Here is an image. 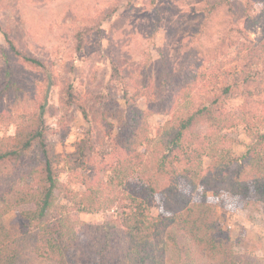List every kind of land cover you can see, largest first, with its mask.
<instances>
[{
	"label": "trees",
	"instance_id": "1",
	"mask_svg": "<svg viewBox=\"0 0 264 264\" xmlns=\"http://www.w3.org/2000/svg\"><path fill=\"white\" fill-rule=\"evenodd\" d=\"M126 1L129 5L134 2ZM114 7L113 12L107 13L105 18L117 12L118 8ZM203 10L205 24L219 12L230 18L228 23L233 37L223 39L218 50L219 53L229 50L233 58L218 60L214 57L192 74V78L185 84H181L177 76L174 78L177 82L174 81L175 73L170 72L171 84L176 88V99L185 97V85L191 80L196 82V79H202L211 84L223 79L227 84L221 87L220 92L206 93L214 94L212 101L204 103L174 123L178 112L173 109L180 103L175 98L173 103V99L158 97L152 86L151 60L149 65L144 66L149 72L141 73L136 78L124 75L115 62L112 77L121 85L125 107L121 116V131L114 137L115 144L110 151L95 148L90 129L76 144L73 153L65 156L54 153L48 142L49 128L45 121L51 89H59V104L66 111L67 117L70 110H79L89 121L85 98L80 97L72 83L56 73L54 65L51 67L40 58L32 56L27 50L21 49L9 34H4L7 47L0 50V132L2 128L14 126L15 133L0 135V264H17L20 255L3 218L12 210L30 204L35 209L25 211L23 215L29 222L37 221L42 230L36 253L44 260L67 264V253L77 247L85 258L87 255L92 256L91 260L87 259L90 264H165L171 247H175V250L190 258L196 249L215 264L256 263L254 259H246L226 246L220 237L216 206L206 195L187 201L178 191V177L188 179L195 189L196 180L212 173L216 177L220 176L225 168L238 164L236 171H232L233 189L241 201L249 197L257 198L264 210V132L258 131L253 135L254 142L245 156L232 158L230 151L220 150L223 139L220 133L234 126L230 115L222 110L224 99L241 97L246 103H251L255 98L264 97V29L256 40L247 39V31L253 23H260L264 27L260 22L262 15L256 18L249 9H240L236 0H208ZM101 24L102 21L91 27L89 34L93 32L94 36H99ZM242 24H245L244 28H241ZM85 40L83 37L79 50L84 48ZM17 65L38 69L41 80L29 86L13 70ZM160 69L166 76H170L166 60L161 61ZM140 97L146 99V109L137 107ZM156 114H169L171 121L157 131V138H152L149 119ZM247 116L246 120H242L246 125L264 126V116H257L256 113ZM61 121L66 122L64 118ZM201 123L208 125L209 130L191 150L194 137L191 135L188 138V133ZM66 135L67 129L63 137ZM111 135L112 131L108 130L106 136ZM158 141L165 152L161 157L162 164L155 172L161 176L144 172L148 168L140 151L141 147ZM180 151H183L181 158L178 157ZM94 152L99 156L102 169L110 175L106 182L90 170ZM205 156L210 158L212 166L206 175L201 176ZM182 162L186 168L179 170L177 166ZM27 165V170L23 171ZM62 165L80 179L84 191H76L72 184L61 181L59 167ZM215 166H218L217 171ZM166 168L171 172V180L168 182L163 180ZM135 173H143L151 193L158 195L163 194V191L168 192L166 190H170V195L174 193L175 204L180 207L178 213L171 217L150 219L143 201L134 199V210L124 219L122 234L117 233L115 226L107 229L103 225H90L75 218L73 220L70 212L97 211L101 198L105 194L114 193L118 186H122ZM57 191L71 204L70 207L58 202ZM168 225L170 228L164 234V248L158 253L154 249V240L159 238L161 229ZM81 233L86 242L82 241Z\"/></svg>",
	"mask_w": 264,
	"mask_h": 264
},
{
	"label": "rangeland",
	"instance_id": "2",
	"mask_svg": "<svg viewBox=\"0 0 264 264\" xmlns=\"http://www.w3.org/2000/svg\"><path fill=\"white\" fill-rule=\"evenodd\" d=\"M206 1L208 0H134L129 5L126 0H0V50L7 47L4 37L7 33L16 40L21 49L27 50L29 54L40 58L51 67L54 65L56 73L72 83L80 97L85 98L89 121L79 110H70L67 117L66 111L59 104V89H51L45 121L49 128L48 142L54 153L62 156L73 153L76 144L90 129L96 149L110 151L113 148L114 137L119 135L122 128L121 116L125 107L121 85L112 77L115 62L124 75L136 78L149 72L144 66L149 65L151 60L152 86L155 87L158 97L173 99V103L175 98L180 103L173 109L178 112L174 123H178L185 114L212 101L214 94L206 93L220 92L221 87L227 84L225 80L211 84L202 79H196V82L191 80L185 85V97L176 99V88L171 84L170 74L175 73L173 80L177 76L178 81L185 84L192 78V74L206 66L214 57L218 60L233 58L229 50L225 49L220 53L218 50L223 39L233 37L232 28L228 23L230 18L219 12L205 24L203 8ZM236 1L240 9H249L254 17L259 18L262 15L260 22L264 25V0ZM114 6L118 8L117 12L105 18L107 13L113 12ZM100 21V35L96 37L93 32L89 34L91 27H95ZM244 25L242 24L241 28H244ZM249 28L251 29L247 31L248 40H256L264 29L260 23H253ZM83 37L86 39L85 45L79 50L78 46L82 44ZM162 60L167 61L170 76H166L160 69ZM13 68L16 75L29 86L41 80L39 70L34 67L17 65ZM161 76L163 78H160ZM203 84H207L206 88ZM137 107L147 108L144 97L138 98ZM222 110L230 115L234 126L220 133L223 137L220 150L230 151L232 158L245 156L254 142L253 135L258 131L264 132V126L246 125L242 120H246L249 113L264 116V97L255 98L251 103H246L241 97L225 98ZM63 118L66 122L61 121ZM170 121L169 114L152 116L149 119L150 136L157 138V131ZM64 126H67V135L63 137ZM108 130L112 131L111 137L106 136ZM194 130L188 133V138H191V135L194 137L191 150L199 144L209 128L201 123ZM14 133L15 127L12 126L8 129L2 128L0 135ZM184 148L183 144V151ZM163 149L159 141L140 148L146 169L148 168L145 173L161 176L155 172L165 154ZM183 151L178 153L179 158L182 157ZM92 158L94 161L90 170L106 182L110 175L102 169L96 152L92 154ZM202 164L201 176H204L210 171L212 163L210 158L205 156ZM184 166L185 163L182 162L177 168L182 170L186 168ZM237 167L238 164L230 165L220 176L216 177L212 173L196 180L195 189L188 179L178 177V191L187 201L206 195L216 206L220 237L226 246L246 259H254V264H264L263 204L254 197L241 201L236 194L231 177L232 171H236ZM23 168V171H26L28 165ZM167 168L164 169L166 172L163 175L166 182L171 180V172L167 171ZM214 169L217 171L218 166ZM59 173L61 181L72 184L74 190H85L79 183L80 179L71 174L66 166H60ZM168 192L163 191V194L158 195L151 193L149 182L143 173H135L122 186H118L114 193L105 194L97 211L70 212V215L73 220L75 218L90 225H103L107 229L115 226L117 233L122 234V223L134 210V199L143 201L148 208L150 219L158 216L171 217L178 213L180 207L175 204L174 193L170 195ZM56 197L59 203L70 207L71 204L63 199L62 193L57 191ZM33 209L35 206L32 204L23 205L3 218L4 225L20 251L17 264H61L44 260L37 255L36 247L42 230L37 221L29 222L23 215V212ZM168 228L170 225L162 228L159 238L154 240V249L158 253L164 248V234ZM173 229L171 225V230ZM80 236L82 241L86 242L83 233ZM74 243L76 244L75 241ZM174 248L171 247L165 264H215L196 249L190 258ZM87 259L91 260L92 256L87 255L85 258L77 247L71 248L66 257L67 264H90Z\"/></svg>",
	"mask_w": 264,
	"mask_h": 264
}]
</instances>
